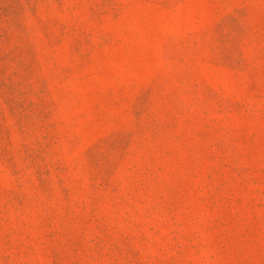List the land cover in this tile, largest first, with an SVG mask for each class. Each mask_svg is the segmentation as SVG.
<instances>
[{"label":"rangeland","instance_id":"rangeland-1","mask_svg":"<svg viewBox=\"0 0 264 264\" xmlns=\"http://www.w3.org/2000/svg\"><path fill=\"white\" fill-rule=\"evenodd\" d=\"M0 264H264V0H0Z\"/></svg>","mask_w":264,"mask_h":264}]
</instances>
